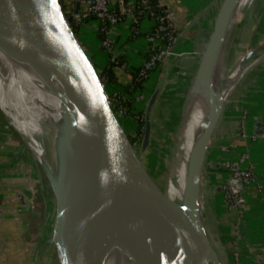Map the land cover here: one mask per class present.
<instances>
[{"label":"water","instance_id":"1","mask_svg":"<svg viewBox=\"0 0 264 264\" xmlns=\"http://www.w3.org/2000/svg\"><path fill=\"white\" fill-rule=\"evenodd\" d=\"M81 1L76 0L72 14L66 16L61 0H0V32L6 35L8 28L14 29L12 39L34 52L70 92V105H61V118L54 121L47 134L57 168L50 180L55 195L53 242L58 264H100L97 245L109 215L116 211L126 219L129 216L134 225L139 221L132 230L133 237L142 233V223L153 230L155 216L168 221L177 234L181 248L178 259L171 260V249L159 250L154 263L128 251L134 264H221L200 225L202 206L199 219L197 202L199 198L202 201V174L212 132L239 76L215 104L212 127L206 130L205 122L199 124L203 133L192 141L188 186L183 204H177L141 161L128 131L108 102L99 73L71 28ZM240 2L219 0L190 69L183 105L191 93L200 91L198 82L205 80L219 51L215 37ZM263 48L264 42L246 51L238 70L243 71ZM160 91L157 87L146 102L141 150L150 143ZM208 99L210 103L209 95ZM255 129L261 134L260 122ZM55 176L60 182L58 191Z\"/></svg>","mask_w":264,"mask_h":264},{"label":"crops","instance_id":"2","mask_svg":"<svg viewBox=\"0 0 264 264\" xmlns=\"http://www.w3.org/2000/svg\"><path fill=\"white\" fill-rule=\"evenodd\" d=\"M72 1L61 0L66 12H69ZM156 1L172 22L177 33V42L173 49L174 54L151 73L144 88L147 100L157 87L162 88L167 84L174 73H180L179 76H182L192 67L219 2V0ZM83 8L84 3L81 2L80 10ZM245 13L246 15L236 24L237 28H240L233 42V48L240 51H248L252 46L264 42V0H253ZM80 25L92 38L99 22L96 19ZM129 25V20H125L112 30L116 42L115 52L125 64L124 69L112 67L117 77L112 85L113 90L132 80L131 73L138 69L143 58L142 39L128 36ZM151 27L152 21L148 18H143L139 23L143 33H148ZM79 42L96 67L101 68L108 62V55L106 56L98 41H94L98 46L94 45L92 48L89 43ZM258 55L259 58H255L256 62L244 72L225 101L204 162L202 203L211 211L212 219L217 222L220 234L224 237H229L231 217L226 210L220 187L228 172L220 162L237 158L248 148L249 159L254 165L256 176L264 178V138L251 137L252 134L258 135L255 125L258 122L264 123V48ZM180 67L184 70L180 71ZM160 93L156 104H160ZM242 130L248 136L247 139L240 137ZM14 162V158L12 160L7 158V153L0 150V264H34L37 252L33 245L35 227L30 225L32 216L29 213V200L23 188L25 178L12 169ZM245 197L247 206L241 224L243 240L239 245L241 263L264 264V187L260 189L255 184L247 186Z\"/></svg>","mask_w":264,"mask_h":264},{"label":"bare ground","instance_id":"3","mask_svg":"<svg viewBox=\"0 0 264 264\" xmlns=\"http://www.w3.org/2000/svg\"><path fill=\"white\" fill-rule=\"evenodd\" d=\"M252 1L241 0L228 17L224 27L215 37L219 51L205 80L198 82L200 91L190 94V101L182 106L178 114L180 117L182 114V119L166 187L167 196L177 204H183L188 186L187 168L192 141L203 133L199 124L205 122L206 130L212 127V110L215 104L226 96L238 74L246 72L255 62V58L261 55L255 56L243 71L238 70L242 58L237 61L236 57L231 55L233 42L240 28H237L236 24ZM13 34L14 29L11 28H8L6 35L0 32V110L16 126L34 157L39 159L42 158V150L39 149L38 140H45L47 134L52 131L54 121L61 118V105H70L67 100L70 92L64 82L48 70L34 52L23 43L12 39ZM245 54L246 51L241 56ZM55 181L54 187L58 191V176H55ZM201 206L202 201L199 198L198 218ZM128 218L118 211L109 215L96 249V258L100 264H134L128 251L153 263L157 261L159 250L165 252L171 249V260L180 257L178 237L168 221L155 216L153 230L151 226L147 227L146 223H142L139 226L142 233L133 237L132 230L138 226L139 221L134 225ZM199 222L206 230V223L201 219Z\"/></svg>","mask_w":264,"mask_h":264},{"label":"rangeland","instance_id":"4","mask_svg":"<svg viewBox=\"0 0 264 264\" xmlns=\"http://www.w3.org/2000/svg\"><path fill=\"white\" fill-rule=\"evenodd\" d=\"M245 15L246 13L242 14V16ZM82 27L77 35L79 41L89 43L91 48L94 45L95 47L98 46L94 42L98 41L100 44V40L96 38V35H93L91 38ZM128 36H130L129 33ZM112 37L115 40V37ZM139 38L142 39L141 47L144 49L147 44V39L144 35H141ZM104 52L107 56V52ZM243 52L232 48L231 55L235 56L237 61H239L242 58L241 54ZM190 69L186 70L182 76H179L180 73H174L173 78L161 88L160 104H156L153 110L152 123L154 133L151 135L149 146L145 150H141L140 146L143 135L136 141H133L137 154L146 169L154 177L159 187L165 192L167 177L172 167L171 160L176 145V136L182 119V114L181 117L178 114L182 110V102L189 81ZM179 70L182 71L183 69L181 68ZM243 74L244 72H241L238 74L239 77H237L241 78ZM189 101L188 99L187 103ZM144 102L135 103L142 104ZM122 122L125 124L129 133L132 134L129 125L124 120ZM15 127L7 115L0 110V150L7 153V158L11 160L14 158L15 162L12 164V169L25 178L24 181L28 182L32 190L33 198L29 202V213L32 216L30 225L35 227L36 233L33 238V245L37 250L34 264H58L53 242L55 195L50 177L52 174H56L57 168L52 142L48 137L45 140H38L39 149L42 150V158L37 159ZM204 205L202 203V217L207 225L206 232L211 239V244L217 258L220 263L233 264L231 235L229 233V237H224L220 234L217 222H214L212 219L211 211Z\"/></svg>","mask_w":264,"mask_h":264},{"label":"built area","instance_id":"5","mask_svg":"<svg viewBox=\"0 0 264 264\" xmlns=\"http://www.w3.org/2000/svg\"><path fill=\"white\" fill-rule=\"evenodd\" d=\"M72 1L69 12H65L68 16L72 14L74 3ZM84 8L73 15L70 24H81L84 19L93 15L98 20L100 31L104 34L100 41L101 48L107 52L108 61L114 62L118 67L125 68L122 60L117 58L115 52V40L112 37V30L129 20L130 36L138 38L144 35L147 42L143 54H147L141 60L140 66L137 69V80L145 88L150 77V73L157 67L170 58L174 52V46L177 42V33L172 22L163 13L158 3L152 4L151 0H82ZM143 18H148L152 21V27L148 33H142L139 28V23ZM105 85V78H101ZM143 92H135L133 96L134 102H144L147 100L145 89ZM127 95L122 94L119 90H113L108 96V102L118 116L124 114L126 109ZM136 120H143L144 113L141 116H136ZM244 121V119H243ZM244 124V122H242ZM260 136L264 138V123L261 124V134L251 135L252 139ZM241 138L247 139V135L242 130ZM227 172V178L221 184V190L224 196V202L228 214H230V235L233 264L241 263V254L239 245L242 243L243 235L241 234V224L244 210L247 206L245 189L247 186L255 184L258 188L264 187V178H259L255 174L254 165L249 159V149L246 148L239 157L234 159H225L220 162ZM23 188L27 192L28 200L31 202L32 190L28 182H23Z\"/></svg>","mask_w":264,"mask_h":264},{"label":"trees","instance_id":"6","mask_svg":"<svg viewBox=\"0 0 264 264\" xmlns=\"http://www.w3.org/2000/svg\"><path fill=\"white\" fill-rule=\"evenodd\" d=\"M151 3L152 4H156L157 1L156 0H151ZM63 10H66L65 6H63ZM95 20H96L95 16L91 15L88 18L84 19L82 23L85 24V23H89L90 21H95ZM70 25H71V28L73 29V32L77 36L78 32H79V30L81 29L82 26L80 24H76L75 25L73 23L70 24ZM95 35H96V38L98 40L101 41L103 39L104 34L100 31V25L95 30ZM147 42L151 43L152 40H150V41L148 40ZM87 55H88V53H87ZM116 55H117V58L122 60L118 53H116ZM146 55H147L146 53L143 54V57L146 56ZM91 62L93 63L92 60H91ZM93 65L96 68L97 72L99 73L100 78H105L106 79L104 88H105V92H106V94L108 96L113 91V86L112 85L117 79V77H116V75L114 73V70L112 69V67L113 66H117V64H115L114 62L108 61L101 68L96 67V65L94 63H93ZM159 65L160 64H158L155 69H157L159 67ZM131 77H132V80L129 83L121 85L119 87L117 86V88L116 89L114 88V90H119L122 94L127 95L126 102H125L126 109L124 111V114L121 115V116H118V117L120 118L121 122H122V120H124L125 123H127L129 125V127H130L129 129L132 131V134L129 133V131L127 130L125 124L122 122L123 125L125 126L126 130L128 131L132 141H136L137 139H139L143 135L144 120H136L135 117L136 116H141L144 113V109H145L147 101H145L142 104H136L132 100L133 96H134V93L135 92H143L142 90H144V87L142 86L141 82L139 80H137V69L131 73ZM153 133L154 132H152V134Z\"/></svg>","mask_w":264,"mask_h":264}]
</instances>
